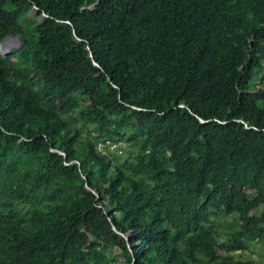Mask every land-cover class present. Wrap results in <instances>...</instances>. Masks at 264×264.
<instances>
[{
  "label": "trees",
  "instance_id": "16d2710c",
  "mask_svg": "<svg viewBox=\"0 0 264 264\" xmlns=\"http://www.w3.org/2000/svg\"><path fill=\"white\" fill-rule=\"evenodd\" d=\"M9 35L0 264H264V0H0Z\"/></svg>",
  "mask_w": 264,
  "mask_h": 264
},
{
  "label": "rangeland",
  "instance_id": "374dc122",
  "mask_svg": "<svg viewBox=\"0 0 264 264\" xmlns=\"http://www.w3.org/2000/svg\"><path fill=\"white\" fill-rule=\"evenodd\" d=\"M28 15L30 17H34L38 19L43 18V15H40L38 9L35 8L32 9ZM20 44H21L20 35H9L0 41V48L2 49L3 52L7 54L11 52L13 49L18 48ZM257 77L258 76L255 75V78ZM103 149L105 152L109 153L113 158H115L116 155H119L120 160L127 157L132 150L131 148L128 147V145H126L125 142H123L122 152H118L107 147L105 148L103 147ZM232 219H233L232 216L226 217V220L232 221ZM246 255L247 257H250L255 260H264V239L254 242L251 248L246 251Z\"/></svg>",
  "mask_w": 264,
  "mask_h": 264
},
{
  "label": "water",
  "instance_id": "95a60500",
  "mask_svg": "<svg viewBox=\"0 0 264 264\" xmlns=\"http://www.w3.org/2000/svg\"><path fill=\"white\" fill-rule=\"evenodd\" d=\"M35 9H37V8H35ZM75 35H76V34H75ZM77 40H78V41H82V39H81L80 37H77ZM87 48L89 49V53H90L91 58L94 59V54H93V52H92L91 47H90V46H87ZM94 64L97 65V66L99 65L98 62L95 61V60H94ZM87 185H88V184H87ZM88 187H89V185H88Z\"/></svg>",
  "mask_w": 264,
  "mask_h": 264
},
{
  "label": "built area",
  "instance_id": "2783aa9c",
  "mask_svg": "<svg viewBox=\"0 0 264 264\" xmlns=\"http://www.w3.org/2000/svg\"><path fill=\"white\" fill-rule=\"evenodd\" d=\"M111 147H112V148H118V147H119V144H117V143H113V144L111 145Z\"/></svg>",
  "mask_w": 264,
  "mask_h": 264
}]
</instances>
